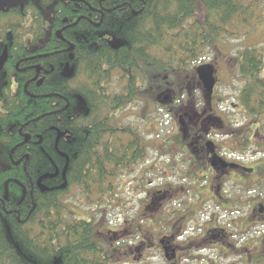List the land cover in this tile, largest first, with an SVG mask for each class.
Masks as SVG:
<instances>
[{"label":"trees","instance_id":"trees-1","mask_svg":"<svg viewBox=\"0 0 264 264\" xmlns=\"http://www.w3.org/2000/svg\"><path fill=\"white\" fill-rule=\"evenodd\" d=\"M10 3L0 7V55L8 50V60L0 71V264H110L114 259L111 252L117 248L104 241L103 231L92 221L95 217L90 213L87 218L66 214L65 197L70 188L79 186L88 197L111 191L107 181L119 179L123 171L130 172L136 166L120 155L114 142L118 130L113 117L134 101L140 90L139 81L148 76L155 86L166 69L177 72L188 63L197 64L205 50L218 49L222 37L247 35L261 22L264 0ZM22 27L25 31L19 33ZM57 31H62L63 39L56 36ZM69 39L75 45L71 62L67 51ZM28 57L35 58L16 67ZM234 60L235 78L243 82L238 95L240 104L251 118L259 119L264 114V55L258 49L247 48ZM67 62L76 67L73 90L71 80L61 76ZM37 65L50 73L42 82L28 83L36 77ZM21 68L26 69L24 74L19 73ZM114 73L123 75L121 82L126 81L121 94L108 88ZM55 109L58 113L53 117ZM71 109L80 119L73 129V152L84 153L89 163L71 161L66 171L67 188L42 192L36 182L53 174L55 168L37 148L28 149L24 139L28 135L37 141L41 136L43 149L53 158L57 131L50 129L54 126L63 135L70 132ZM86 118L93 127L89 147L82 135V120ZM258 126V122L251 124L252 128ZM101 134L108 135L111 142L105 141L103 152L95 150ZM69 140L66 135L60 139L61 152H68ZM122 149L135 155L134 147L122 145ZM135 157L138 160L140 155ZM14 161L20 164L16 166ZM57 167L61 171L64 161L58 162ZM53 181L56 180L43 183L53 188ZM262 243L254 242L259 250L252 253L254 260L249 264H264Z\"/></svg>","mask_w":264,"mask_h":264},{"label":"rangeland","instance_id":"rangeland-1","mask_svg":"<svg viewBox=\"0 0 264 264\" xmlns=\"http://www.w3.org/2000/svg\"><path fill=\"white\" fill-rule=\"evenodd\" d=\"M11 1L0 0V7L4 8ZM261 12V22L252 31L238 38L222 37L218 49L205 50L197 64L182 66L174 72L175 80L171 84V87H178V84L181 86L192 82L191 79L196 76L195 68L200 64L209 63L218 67L220 86L217 95L227 101L221 102L219 107L226 110L227 115H232L226 119L219 114L232 126L228 131L232 136H226L224 140L220 137L218 141L225 143L223 146L227 148V156L244 167L243 171L256 169L257 172L252 175L240 172V177H237V172L233 181L223 185V195L230 201L229 204H222L215 199L203 205L207 199L206 193L202 192L203 199L197 193L203 190L198 187L202 181L194 180L189 185L188 181L184 183L175 177L180 166L169 171L164 166L168 153L164 141L167 131L172 129L173 116L156 107L150 95L143 93L138 96L134 105L120 111L115 120L120 128L130 129L143 141L148 138L147 142H152V148L145 156L147 160L130 172L123 171L119 179H109V192L103 190L100 194L88 197L80 188L73 186L65 197L66 214L72 215L74 212L77 216L86 217L90 213V216L95 217L92 221L98 223L103 231L104 241L117 248L111 252L114 259L110 264H249L254 260L252 253L254 255L259 250L253 245L257 240L259 244L263 241L260 251L264 253V219H252L256 216L252 211L256 210L258 204H264V114L257 119L241 113L243 108L240 107L238 95L243 82L234 75V59L242 51L253 48L264 55V6ZM11 22L15 23L13 20ZM24 31L22 27L19 33ZM138 84L143 91L144 79ZM122 87L120 74L115 73L108 88L114 93L120 92ZM187 100L183 104L192 106V102ZM144 117L152 125H146ZM256 122L260 126L251 128V124ZM242 138L247 140L243 146L239 143ZM145 162L148 164L143 165ZM182 187L190 191L185 194L182 190L186 189ZM168 189H171L170 193L165 192ZM152 193H156V197H151ZM189 209L191 212L196 210L195 220L191 224L183 220L179 222ZM99 211L102 215H97ZM211 218L216 222L212 227L226 229L228 239L225 241L234 245L233 250L229 251L218 243L216 246L209 245L215 250L205 251V245H200L203 243L201 230ZM166 247H169L168 251ZM173 252L177 254L176 258ZM223 253L226 256L222 257Z\"/></svg>","mask_w":264,"mask_h":264},{"label":"flooded vegetation","instance_id":"flooded-vegetation-1","mask_svg":"<svg viewBox=\"0 0 264 264\" xmlns=\"http://www.w3.org/2000/svg\"><path fill=\"white\" fill-rule=\"evenodd\" d=\"M75 1V0H72ZM134 15H137L134 13ZM65 23V21H64ZM60 33V35L58 34ZM56 36L59 39H63L62 31H57ZM105 37H103L104 39ZM71 43H67L68 47L70 48L71 45L75 46L70 39L68 40ZM56 50V48H54ZM5 50V49H4ZM70 54L74 55L75 47L73 51L67 50ZM4 52V51H3ZM0 55V57L3 55ZM32 52V51H31ZM54 54V53H53ZM52 55V54H50ZM47 57L48 55H44ZM35 57H28L23 58L17 65H26L29 63V60ZM75 58V57H74ZM8 60V50H7V59ZM70 60V59H69ZM74 61V60H73ZM4 62V66L6 64ZM71 62V61H70ZM69 62V63H70ZM68 63V62H67ZM64 64L61 76L63 77V71L66 67V64ZM211 65L209 63L200 64L195 68L196 76L195 78H192V82H188L187 85H179L178 87H171L172 82L175 80L174 78V72L170 69H166V72L163 73L165 76H161V78H158L156 81L157 85L154 86V80L150 77L145 78V88L142 91L141 87L138 86V89L140 87V90L137 91V95L134 96V101L131 104H128V106L134 105L135 101L138 100V96H142L143 93H146L147 96L150 95L151 102L154 101L156 103V107H159V109L168 112L170 115L173 116L172 120V129H169L167 131V136L165 137L164 146L165 149L168 150V153L165 157V168L167 170H174L177 166H180V169L178 174L175 173V177L180 179L182 182H187L192 184V182L195 180L196 182L202 181L198 187L203 190H198V194L203 199L202 192L206 193L207 199L204 200L203 205L211 203L213 200L217 199L221 201V203L229 204L230 201L223 195L224 188L223 185L226 184L229 181H233L235 177V173L239 172L237 177H240L242 173L244 172V175H252L254 172L252 169H247L245 171L244 167H242L240 164L235 163L233 159H230L227 156L226 149L223 144L225 143H219L218 138L222 137L224 140L226 136H232V133H228L229 130L232 129L231 125H228L226 121L219 115L225 116L226 119H229L232 115H227L226 110L220 109L219 107L221 105V102H227L225 99H221L217 95L218 87L220 86V77H219V70L218 67L215 65H211L214 68V78H215V86L213 89V93L209 94V92L205 89L203 83L200 81L199 76L197 74V68L201 65ZM71 67L76 68L75 65L70 64ZM187 65H195L193 63H188ZM4 66L0 69V71L4 68ZM36 67V77L32 79L31 81H28V83L38 80L39 82L45 78V76L49 75V71L47 69L43 68V66L40 65L41 69L38 70ZM19 73H25L26 69H18ZM54 71V68H53ZM76 72V69H75ZM115 74V73H114ZM120 74V73H118ZM75 76V75H74ZM73 76V77H74ZM173 76V77H172ZM73 77L70 78V88L73 90L74 86L73 84ZM123 77V75L120 74V79ZM166 77V79H165ZM64 78V77H63ZM126 86V81L123 82V87L120 91V94L123 93L124 88ZM155 93V95H153ZM34 98H37L36 96H32ZM54 98V95H53ZM188 98L187 101L192 102V106H186L183 104L185 99ZM56 103H53V108H56ZM181 106V107H179ZM234 107H238L237 105H233ZM69 107V106H68ZM240 107L242 108L241 104ZM123 110V109H122ZM122 110H118L113 117V124L115 125L116 129L118 130L117 136L114 138V142L119 146V151H121V156H123L124 160L126 162H129L134 165H138L143 163L147 160L145 156L148 155V150L152 148V142L148 143L146 138L144 141L141 139V137H138V135L133 132L132 130H124L117 126L115 118L117 117L118 113ZM58 111L55 109L53 110V117H56ZM242 114H246L248 117L250 116L246 111H242ZM75 112L71 109L69 110V117H68V124L70 128V132L65 133L64 135L70 137V140L68 141V152H61L59 150V141L64 136L61 134L54 126L50 129L54 131H57V136L54 138L53 143V158L51 155H48L45 150L43 149L44 146L42 145L44 143L43 138L41 136H38L37 141H33L31 136L26 135L24 139V144L28 145V149L35 147L37 148L43 155V158L52 163L53 167L55 168V171L53 174H47L52 177L44 178L41 182V185L47 189V191H43L42 187L38 185V181L36 182L37 187L42 192H49V191H57V190H63L61 189L62 185L64 184V168L60 171V169L57 167V163L64 161L65 166H68L71 161L76 162L77 164L87 165L89 163V157L87 158L83 154H78L73 152L74 150V142L76 140L74 139L75 134L73 133L74 126L79 123L80 119H77L74 116ZM146 125H152L149 123V121H146ZM83 121L82 125V135H83V141L86 142V146L89 147V137L91 135V130L93 131V127L90 126V119L86 118ZM54 122V119H53ZM252 128V127H251ZM99 130L104 131L103 127H99ZM122 131H125L126 133H122ZM151 134V133H150ZM245 135V134H244ZM98 142L96 143L95 150H99L103 152L105 150V141L108 140L110 142V137L104 134L98 135ZM123 136V137H122ZM137 136V137H136ZM152 136V134H151ZM29 137V138H27ZM101 137V141H100ZM126 138L128 139V142H126ZM247 140L242 138V140H239V143L243 146L244 142ZM113 142V144H114ZM111 143V142H110ZM109 143V145H110ZM130 144H133L130 145ZM1 145V144H0ZM23 145V144H22ZM122 145H125L126 147H134L135 149V155L138 153L140 155V158L136 160L135 155H132V153H129L128 151H125L122 149ZM139 149V150H138ZM138 150V152H137ZM67 156V158L65 157ZM72 155V156H71ZM80 155V156H79ZM86 155V154H85ZM26 159H29L30 155H25ZM59 157V158H58ZM73 159H72V158ZM122 158V159H123ZM16 162V163H15ZM124 162V161H123ZM16 166L20 164V161H14L13 162ZM148 164V162H145L143 165ZM46 176V175H44ZM43 176V177H44ZM66 177V176H65ZM47 179H53L56 181H53V188H50L48 185H45L43 181ZM67 181V179H66ZM68 183V181H67ZM204 186V187H203ZM75 187V186H74ZM79 188V186H76ZM67 188V187H66ZM179 188L180 185H179ZM182 189H186L185 187H182ZM193 189V188H192ZM197 190V189H196ZM190 190H182L183 193H188ZM167 193L171 192V189H168L165 191ZM23 197L26 195V191L23 193ZM156 193L150 194V196H155ZM214 197V199H212ZM5 201H8V196L6 195ZM78 207V206H77ZM80 208V207H78ZM190 208V206H188ZM253 212V211H252ZM195 213L196 210L191 212L187 211L186 215L181 217L179 219V222L187 221L186 224H191L195 220ZM254 214L256 216H253L252 219H264V204H258L256 207V210L254 211ZM252 215V213H251ZM249 216V215H248ZM69 217L71 218H79L82 216H77L76 213H72ZM255 217V218H254ZM87 218V215L86 217ZM249 219V217H248ZM88 220V219H87ZM214 219H210L209 223L204 226L202 232L203 236V243L200 245H205V251H213L215 250L213 246L209 245H217L218 243L222 245L227 250L231 251L233 250L234 245L229 244L228 241H225L228 239L226 235L227 231L226 229L220 228V227H212V225L216 222ZM181 224V223H180ZM232 238V235L231 237ZM220 241V242H219ZM262 243V241H260ZM224 243V244H221ZM259 248V247H258ZM169 247H166V250L168 251ZM172 251V250H171ZM203 251V252H205ZM173 257L176 258L177 254L173 252ZM226 256V254H222V257ZM230 257V255H229Z\"/></svg>","mask_w":264,"mask_h":264},{"label":"water","instance_id":"water-1","mask_svg":"<svg viewBox=\"0 0 264 264\" xmlns=\"http://www.w3.org/2000/svg\"><path fill=\"white\" fill-rule=\"evenodd\" d=\"M58 34L60 35V33H58ZM73 50H74V46L71 45V47L69 48V51H73ZM6 59H7V49L4 50L3 55L0 57V69L4 66L3 64H4V62H6ZM69 59H70V61H73L74 60V55L70 54ZM37 69L40 70L41 67L38 66ZM197 74L199 76L200 81L203 83L205 89L209 92V94H212L214 86H215V83H216L215 78H214V68H213V66L208 65V64L207 65H201V66H199L197 68ZM74 75H75V69H74V67H71L70 63L68 62L66 64V67L64 68L63 77L65 79H70ZM27 138H29V137H27ZM65 157L67 158L66 155H65ZM67 168H68V161H67V165L64 168L63 176H64L65 182L62 185L61 189H65L67 187V181H66V177H65ZM52 176L46 175V176H44V177L39 179L38 185L42 187L43 191H47V189L44 188L41 185L42 180L44 178L52 177Z\"/></svg>","mask_w":264,"mask_h":264}]
</instances>
